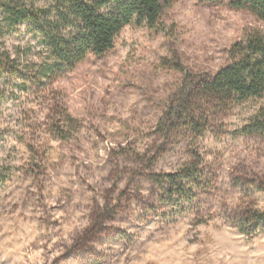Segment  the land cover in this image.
Instances as JSON below:
<instances>
[{
    "label": "clouds",
    "instance_id": "clouds-1",
    "mask_svg": "<svg viewBox=\"0 0 264 264\" xmlns=\"http://www.w3.org/2000/svg\"><path fill=\"white\" fill-rule=\"evenodd\" d=\"M80 2L110 20L118 0ZM255 2L153 0L154 15L132 9L77 60L120 87L75 99L61 84L79 69L52 67L60 61L46 32L68 41L82 18L64 24L59 0H23L48 28L0 23V97L16 98L0 105V264H146L150 241L170 231L184 236L165 264H264V131L245 127L264 120V84L246 76L249 95L197 84L211 67L209 41L264 44ZM172 181L183 196L169 197Z\"/></svg>",
    "mask_w": 264,
    "mask_h": 264
},
{
    "label": "trees",
    "instance_id": "trees-1",
    "mask_svg": "<svg viewBox=\"0 0 264 264\" xmlns=\"http://www.w3.org/2000/svg\"><path fill=\"white\" fill-rule=\"evenodd\" d=\"M254 7L264 8V4L259 3V0L253 4ZM153 0H118L115 4V13L110 20H103L97 16L89 7L83 6L80 0H59V6L56 11L64 24L72 23L70 17L75 15L83 20V27L76 28V35L68 41H60L54 32L49 29L46 32L47 42L53 45L57 50L59 63L53 65L54 69L59 71L73 70L77 65L83 61H79L78 57L82 50L89 45L90 42H95L97 47H102L101 33L109 28L115 27L120 23V20L128 15L134 8H140L141 12L149 15H154L155 8ZM9 23L11 26L16 24L27 23L35 28H48L47 24L41 23V16L34 10H29L23 7V0H0V23ZM59 24V21L57 22ZM232 58L241 56L240 59H233V63L221 69L212 78L206 79L199 84L203 85L206 91L213 94L223 93L227 89L241 88L243 89L242 80L247 76L254 81L264 84V59H257L256 57H264V44L254 43L251 40L246 45L244 42H239L233 45L230 50ZM47 73L38 77L31 78L30 84L32 86L42 84L46 81ZM198 84V85H199ZM245 95L251 94L253 90L243 89ZM250 127L253 132L264 131V120L255 119ZM253 133H246L251 136ZM179 175V174H168ZM201 183L203 178L199 177ZM183 179V177H180ZM172 190L169 192L170 198L176 196H183L182 190H178L176 181H172Z\"/></svg>",
    "mask_w": 264,
    "mask_h": 264
},
{
    "label": "rangeland",
    "instance_id": "rangeland-1",
    "mask_svg": "<svg viewBox=\"0 0 264 264\" xmlns=\"http://www.w3.org/2000/svg\"><path fill=\"white\" fill-rule=\"evenodd\" d=\"M243 42L242 40H237L234 43H232L227 48H215L213 46V41H209L206 45L207 52L205 53L204 57V65L209 66L211 63V67L209 71L202 72L200 74L201 79L197 81V84L201 83L202 81H205L206 79L212 78L216 73H218L221 69L229 66L231 63H227V61L224 60L225 54H228L229 58H232L230 54V50L236 43ZM197 59H200V56H197ZM220 61L219 64L216 62ZM178 68L177 70H183L184 65L182 61H178ZM94 65L92 66V69H89L86 65H84V62L77 65L73 70L69 71H77L79 69V79L73 81V80H64L61 84V88H63L66 91V94L71 95L72 93H75V97H78L82 91H88L91 93V95L95 96L98 92H102L104 96L109 95V89H112V91H115L116 87H120L119 83L116 80H113L111 77H109L108 80H105L103 77H93L91 75V71L94 70ZM119 71V70H117ZM46 81H43L42 84H44ZM93 82H94V88H93ZM77 84L78 87H73V84ZM42 84L34 85L32 88H40ZM43 90V89H42ZM15 97L13 96L11 99L8 97H0V105H6L9 103L15 102ZM8 132H12L14 130H6ZM102 135V134H101ZM29 148V151H32V146H27ZM240 150L244 153H247V149L244 148L243 145L240 146ZM39 169L38 164H33V170ZM173 174V173H169ZM6 182V178L0 177V184ZM15 207V206H14ZM200 227H203L201 225ZM184 233L182 231H170L166 233H160L158 238L153 239L149 243L148 251L145 254L144 259L146 260V264H165V261L167 259V254L172 249V246L177 243L179 240L183 239ZM89 254L85 253V259H89Z\"/></svg>",
    "mask_w": 264,
    "mask_h": 264
}]
</instances>
